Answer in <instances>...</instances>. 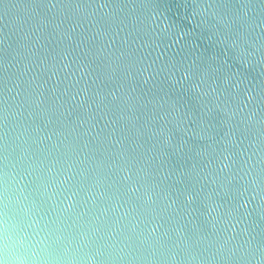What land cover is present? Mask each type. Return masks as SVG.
I'll use <instances>...</instances> for the list:
<instances>
[{
    "label": "water",
    "instance_id": "water-1",
    "mask_svg": "<svg viewBox=\"0 0 264 264\" xmlns=\"http://www.w3.org/2000/svg\"><path fill=\"white\" fill-rule=\"evenodd\" d=\"M7 171L83 264H264V0H0Z\"/></svg>",
    "mask_w": 264,
    "mask_h": 264
},
{
    "label": "clouds",
    "instance_id": "clouds-1",
    "mask_svg": "<svg viewBox=\"0 0 264 264\" xmlns=\"http://www.w3.org/2000/svg\"><path fill=\"white\" fill-rule=\"evenodd\" d=\"M70 182L68 176L61 179L64 185ZM60 196H67L68 204H72L70 194L61 192ZM26 202L21 181L12 171L5 172L0 177V264H83L81 252L86 239H77L71 227H54L29 215ZM98 256L99 252L89 254L87 264H97ZM172 259H176L175 254Z\"/></svg>",
    "mask_w": 264,
    "mask_h": 264
}]
</instances>
